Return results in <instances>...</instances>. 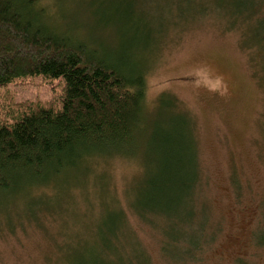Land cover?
Returning a JSON list of instances; mask_svg holds the SVG:
<instances>
[{
    "label": "rangeland",
    "instance_id": "rangeland-1",
    "mask_svg": "<svg viewBox=\"0 0 264 264\" xmlns=\"http://www.w3.org/2000/svg\"><path fill=\"white\" fill-rule=\"evenodd\" d=\"M39 1L61 30L116 50L125 28L111 14L116 0ZM256 1L136 0L137 27L149 32L139 57L147 65L148 130L132 156L87 160L44 192L7 203L0 213V264L106 259L101 234L119 203L129 227L111 236L113 263L264 264V245L253 238L264 230V3L254 15ZM57 87L41 78L18 80L1 88L0 97L49 99ZM163 93L174 95L194 123L201 181L190 207L183 202L178 215L144 222L129 204L145 189L146 167L157 163L161 129L188 117L157 104ZM183 124L181 140L189 141L191 123ZM175 235L183 241L172 242ZM201 241L186 261L185 250Z\"/></svg>",
    "mask_w": 264,
    "mask_h": 264
},
{
    "label": "trees",
    "instance_id": "trees-1",
    "mask_svg": "<svg viewBox=\"0 0 264 264\" xmlns=\"http://www.w3.org/2000/svg\"><path fill=\"white\" fill-rule=\"evenodd\" d=\"M263 3L257 0L250 7L254 15ZM109 6L125 25L114 51L96 39L58 28L39 0H0V89L32 78L58 85L49 99L18 100L12 93L9 99L0 97V213L11 200L44 192L61 174L87 160L132 156L131 148L148 130L147 65L139 57L149 32L137 27L132 10L136 0H116ZM158 103L188 117L173 119V130L161 129L158 154H154L157 163L146 167L145 189L129 204L144 222L150 215H178L183 202L190 207L201 181L190 115L172 94L163 93ZM183 121L191 123L190 128L186 125L189 141L181 140ZM175 187L180 192L173 194ZM119 205L101 234L99 249L107 251V258L93 257L89 264H117L109 258L117 255L111 236L123 225L129 227L125 208ZM191 214L189 209L187 215ZM253 238L264 245V230ZM181 241L177 235L172 237V242ZM202 244L191 252L185 250L186 261L196 256ZM238 263L246 264L244 259Z\"/></svg>",
    "mask_w": 264,
    "mask_h": 264
}]
</instances>
